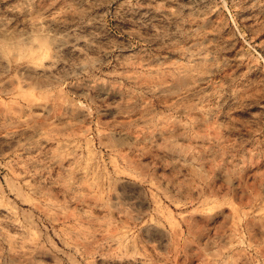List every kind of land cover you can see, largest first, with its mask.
I'll return each mask as SVG.
<instances>
[{
  "label": "rangeland",
  "instance_id": "rangeland-1",
  "mask_svg": "<svg viewBox=\"0 0 264 264\" xmlns=\"http://www.w3.org/2000/svg\"><path fill=\"white\" fill-rule=\"evenodd\" d=\"M0 264H264V0H0Z\"/></svg>",
  "mask_w": 264,
  "mask_h": 264
}]
</instances>
